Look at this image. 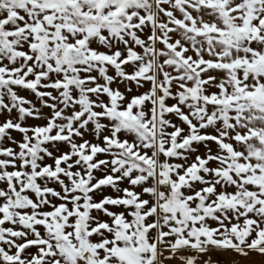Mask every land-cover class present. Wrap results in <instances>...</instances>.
I'll list each match as a JSON object with an SVG mask.
<instances>
[{
    "label": "snow or ice",
    "instance_id": "6c2138e0",
    "mask_svg": "<svg viewBox=\"0 0 264 264\" xmlns=\"http://www.w3.org/2000/svg\"><path fill=\"white\" fill-rule=\"evenodd\" d=\"M0 264H264V0H0Z\"/></svg>",
    "mask_w": 264,
    "mask_h": 264
}]
</instances>
